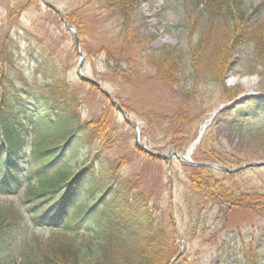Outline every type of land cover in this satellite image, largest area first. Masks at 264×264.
<instances>
[{
  "label": "rangeland",
  "instance_id": "374dc122",
  "mask_svg": "<svg viewBox=\"0 0 264 264\" xmlns=\"http://www.w3.org/2000/svg\"><path fill=\"white\" fill-rule=\"evenodd\" d=\"M26 1L0 0V39L11 33L16 65L35 87L41 88L46 77L38 60L42 50L33 35L45 42L48 52L66 68L78 89V116L82 125L88 126L80 133L90 137L95 128L91 125L100 121L111 140L103 152L105 160L124 162V176H138L142 187L156 199L157 210L171 214L180 250L174 264H244L251 256L257 264H264V211L228 213L210 205L190 207L194 201L186 183V166L191 165L174 158L169 167L162 160L139 154L133 126L111 107L105 95L79 80L80 57L60 16L42 1L28 5ZM47 1L73 17L71 26L78 33L84 57L82 73L112 95L137 125L145 145L167 154L173 143L181 144L189 133L196 140L208 124L206 130L211 129L214 141L210 149L218 147L229 157L243 160L234 169L247 167L239 171L232 185L243 193H264V110L238 111L232 118L223 115L249 101L264 107V49L256 41L236 45L251 38L239 41L235 29L238 25L253 32L258 24L264 32V0H219L228 5L210 7L197 0H141L129 29L122 28L115 12H103L97 4L87 6L86 0ZM13 7L17 16L10 20ZM229 11L236 16H230ZM225 55L228 61L223 63ZM170 60L183 68L181 76L179 72L171 75L178 84L159 75L156 64ZM165 71L162 74L169 73ZM183 114L187 118L174 119ZM94 141L98 143L97 138ZM19 193L24 194V189ZM19 203V198L0 194V223L4 222L6 242L0 264L23 262L38 247L40 234L44 242L57 236L38 230L28 209ZM80 242L84 246L86 236ZM139 244L114 234L110 253L121 258Z\"/></svg>",
  "mask_w": 264,
  "mask_h": 264
},
{
  "label": "trees",
  "instance_id": "16d2710c",
  "mask_svg": "<svg viewBox=\"0 0 264 264\" xmlns=\"http://www.w3.org/2000/svg\"><path fill=\"white\" fill-rule=\"evenodd\" d=\"M32 1L40 0L25 3L28 5ZM140 1L86 0V5L97 4L103 12H115L121 18L122 28L129 29ZM197 3L206 7L228 5L219 0H197ZM18 9L21 10V6ZM262 9L261 5L257 11L261 13ZM14 10L13 7L10 11V20L17 16ZM229 14L236 16L231 11ZM65 18L70 25L74 22L73 17L65 15ZM255 25L253 32L244 27L239 29L238 25L235 27L239 41L251 38L236 42V45L256 41L261 42L264 49V32L260 25ZM33 37L42 50L38 60L46 81L41 88L29 84L19 71L11 33L8 31L0 39V194L19 198L18 206L28 209L35 227L57 236L44 242V235L40 234L38 247L19 264H173L180 250L171 214L157 210L156 199L142 187L138 176H124V162L105 160L103 152L111 140L100 121L91 125L95 128L90 137L80 133L88 126H83L78 116L81 104L78 89L69 80L66 68L57 63L53 52H48L50 48L46 43L36 35ZM224 57L223 63H226L228 57ZM178 64L181 65L170 60L156 66L163 79L178 84L171 77L177 72L181 76L183 68ZM165 70L169 73L162 74ZM91 87L100 92L97 87ZM111 107L115 108L112 104ZM258 110L264 107L249 101L223 115L232 118L238 111ZM206 131L193 156L195 163L220 164L230 169L243 163L218 147L210 149L214 144L212 131ZM96 138L98 143L94 141ZM194 140V135L189 133L181 144L173 143L171 151L185 155ZM186 167V183L194 201L190 207L198 209L210 205L228 213L264 211V193L239 191L231 183L235 174L208 167ZM21 189L24 194L19 193ZM1 224L4 222L0 223V253L6 248ZM114 234L140 244L131 253L116 258L110 253ZM85 236L83 246L80 240ZM253 259L248 257L244 264H257Z\"/></svg>",
  "mask_w": 264,
  "mask_h": 264
},
{
  "label": "water",
  "instance_id": "95a60500",
  "mask_svg": "<svg viewBox=\"0 0 264 264\" xmlns=\"http://www.w3.org/2000/svg\"><path fill=\"white\" fill-rule=\"evenodd\" d=\"M42 3L44 4V6L46 8H48L49 10H53L55 13H57L62 22L65 25L66 30L69 31L73 41L75 42V46H76V51H78L79 54V65H78V69H77V73H78V77L79 79L83 82V83H89L92 86H95L99 89V91L101 93H103V95L106 96V98H108L110 100V103H112V105L116 108V110L120 111V113H122L124 115V119L126 121L127 124L132 125L133 128L136 130V137H135V145L136 148L140 151L143 152L144 154L148 155L151 158H155L157 160H162L163 162L165 161L169 167H170V163L172 161V158H176L178 161L182 162V163H186L189 165H192L194 167H202V168H211L214 169L216 171H221L223 173H229V174H238L240 170L246 169L245 168H239V169H230V168H225L219 164H212V163H195L192 160V157L194 155V151L197 148V146L201 143V139L203 138L204 134H205V129L207 128V125L205 124V126L202 128V132L200 133L199 137L195 140V143L190 147V149L186 152L185 156H182L180 154H178L176 151H171L169 153H158L155 152L153 150H151L147 145H145L140 138V134L138 133V127L136 124H134L131 120H129L128 116L126 113H124V111L122 110L121 106L119 104H117L115 102V100L113 99L112 95L108 92H106L102 86L100 85L99 82H95L92 79H90L89 77H87L86 75H84V73H82L83 71V67H84V57L82 54V51H80V41H79V36L77 31L74 29V27L69 24V22L65 19V15L63 12L59 11L58 9H56L50 2H48L47 0H41ZM258 166V164H254L253 166ZM252 166V167H253ZM250 167V166H249Z\"/></svg>",
  "mask_w": 264,
  "mask_h": 264
}]
</instances>
